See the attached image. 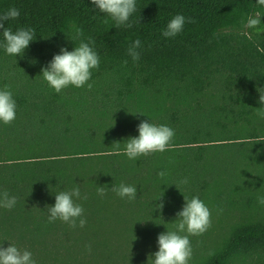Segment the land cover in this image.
Masks as SVG:
<instances>
[{"label":"trees","instance_id":"obj_1","mask_svg":"<svg viewBox=\"0 0 264 264\" xmlns=\"http://www.w3.org/2000/svg\"><path fill=\"white\" fill-rule=\"evenodd\" d=\"M256 2L136 0L132 27L117 28L91 0H0V14L20 11L5 27L36 34L23 56L0 47V90L8 85L16 102L12 124L0 122V192L17 198L12 210L0 208L2 246L27 249L36 264H150L152 235L176 230L184 196H198L211 218L238 213L241 221L212 250L190 242L189 264H264V6ZM256 13L259 32L244 27ZM177 14L195 22L165 38ZM137 38L134 62L127 50ZM89 40L100 57L92 89L56 93L42 68L61 48ZM21 57L26 74L13 68ZM141 121L175 136L168 150L131 160L123 150ZM121 183L137 187L135 200L111 190ZM76 186L87 196L75 200L85 226L49 223L56 194Z\"/></svg>","mask_w":264,"mask_h":264},{"label":"clouds","instance_id":"obj_2","mask_svg":"<svg viewBox=\"0 0 264 264\" xmlns=\"http://www.w3.org/2000/svg\"><path fill=\"white\" fill-rule=\"evenodd\" d=\"M99 12L107 14L114 22L117 28L122 26L131 28L130 17L136 12V0H91ZM259 6H264V0H257ZM20 16V11L13 7L3 14H0V29H2L3 41L0 42L7 55L23 56L25 49L30 42L36 39L35 29L18 28L13 31L11 27H5V21L16 20ZM261 14L256 13L254 16H248L244 23L245 28L260 30ZM194 23L192 18H186L177 14L167 24L162 35L165 38H173L183 31L185 23ZM78 35H82L80 30ZM94 41H81L74 50L68 51L67 48H61L60 53L53 56L48 65L42 68L43 79L48 86L56 93H61L69 86L83 88L87 86L88 90L92 89L89 81L92 78L93 70H98L100 66V57L91 46ZM141 47V40L137 38L128 46V55L134 62L140 59V53L137 51ZM127 63V61H125ZM259 101L264 104V93L260 92ZM264 118V111L257 113ZM143 115V114H141ZM16 118V102L9 86L0 90V122L5 125H11ZM139 135L130 137L125 145L123 153L131 160L149 156L152 153L164 152L171 147L175 131L167 125H156L148 121H141L137 127ZM117 148L119 143L117 142ZM160 178H164L166 171L158 173ZM179 183L187 184L185 178ZM119 197L127 198L129 201L137 197V187L121 183L119 187L111 189ZM97 194L101 197L106 195L104 187L97 188ZM163 192L158 199L161 203L156 205L157 209H162ZM75 198V199H74ZM86 200L87 196L81 195L79 186L73 187L71 191H60L55 196V204L48 207V222L54 223L60 220L68 224L71 228H83L86 224L83 207L76 203L75 200ZM185 204L181 211L177 212L174 231L160 233L157 238L158 251L151 254L148 258L150 264H189L193 254L190 243V236H201L211 227V211L206 204L198 197L194 196L188 199L184 196ZM17 203L15 196H10L5 190L0 192V208L12 210ZM258 203L264 205V196L258 197ZM222 209H218V214ZM181 233H186L181 235ZM89 251L91 246H88ZM0 264H36L32 253L27 249L21 250L14 243L10 246L3 247L0 242Z\"/></svg>","mask_w":264,"mask_h":264},{"label":"rangeland","instance_id":"obj_3","mask_svg":"<svg viewBox=\"0 0 264 264\" xmlns=\"http://www.w3.org/2000/svg\"><path fill=\"white\" fill-rule=\"evenodd\" d=\"M28 59H26V57H21L18 61V63H16L13 68L14 69H19V71L21 73L26 74L27 72V68L26 65L28 66L27 63ZM18 64V65H17ZM25 66V67H24ZM24 67V68H23ZM8 82H12V80L8 79ZM18 80V79H16ZM233 216V217H232ZM230 218L227 219H223V220H219L218 217H214L211 218V227L201 236H190V242L194 241L196 244L198 245L200 243V247L199 249H206V250H212L215 247H217L225 238H227L230 235V231L233 228V226L237 225V223H239L241 221V218L238 216V213H232L229 216ZM165 231H157L156 232V237L154 235H152V237L157 240L158 235L160 233H163ZM186 233H181V235H184ZM204 238V243L201 242V239ZM158 245V243H157ZM138 248H142L140 246V244H138ZM154 246V245H153ZM152 246V247H153ZM206 247V248H205ZM151 246L147 245L144 247V254L147 256H150L151 254L154 253L153 250L150 249ZM158 249V248H156Z\"/></svg>","mask_w":264,"mask_h":264}]
</instances>
